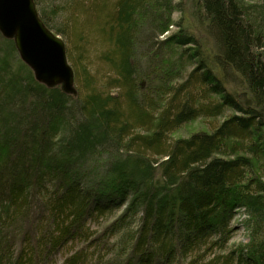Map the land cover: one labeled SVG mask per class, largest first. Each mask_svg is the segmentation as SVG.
<instances>
[{
    "label": "trees",
    "instance_id": "16d2710c",
    "mask_svg": "<svg viewBox=\"0 0 264 264\" xmlns=\"http://www.w3.org/2000/svg\"><path fill=\"white\" fill-rule=\"evenodd\" d=\"M33 1L74 83L0 32V264H264V0Z\"/></svg>",
    "mask_w": 264,
    "mask_h": 264
},
{
    "label": "water",
    "instance_id": "95a60500",
    "mask_svg": "<svg viewBox=\"0 0 264 264\" xmlns=\"http://www.w3.org/2000/svg\"><path fill=\"white\" fill-rule=\"evenodd\" d=\"M0 32L13 38L21 60L39 82L72 90L74 75L64 42L41 21L33 0H0Z\"/></svg>",
    "mask_w": 264,
    "mask_h": 264
},
{
    "label": "rangeland",
    "instance_id": "374dc122",
    "mask_svg": "<svg viewBox=\"0 0 264 264\" xmlns=\"http://www.w3.org/2000/svg\"><path fill=\"white\" fill-rule=\"evenodd\" d=\"M64 43L66 44V41H68L64 36H59ZM93 38V35L86 37V39H90ZM94 39V38H93ZM92 54H89V59H92ZM69 61V60H67ZM69 63V62H68ZM94 66H89L91 71H95L97 70L99 67H101L100 64L94 63ZM79 76V75H78ZM213 124H215V122H213ZM213 124L209 121V120H197L191 124L185 125L182 128H180L178 131H176L174 133V136H187L191 131L195 130L196 128H206V129H210ZM245 218V214L243 209L238 210L235 215L234 218L232 220V228H233V233H232V237L230 239V241L228 242V245L230 247L235 246L239 243H246L248 240V234L247 231L244 227V224L242 223ZM105 222V218L102 219L100 218L97 221H94L90 224V227L92 228V230H99L101 228L102 225H104ZM69 251V249H65L64 251H62L61 255H60V259L63 258V256ZM102 252H105V250H103Z\"/></svg>",
    "mask_w": 264,
    "mask_h": 264
},
{
    "label": "bare ground",
    "instance_id": "6f19581e",
    "mask_svg": "<svg viewBox=\"0 0 264 264\" xmlns=\"http://www.w3.org/2000/svg\"><path fill=\"white\" fill-rule=\"evenodd\" d=\"M191 123H193V122H190V123H188V124H191ZM188 124H186V125H188ZM91 223H92V222H91ZM91 223H90V224H91ZM90 228H91V227H90Z\"/></svg>",
    "mask_w": 264,
    "mask_h": 264
}]
</instances>
